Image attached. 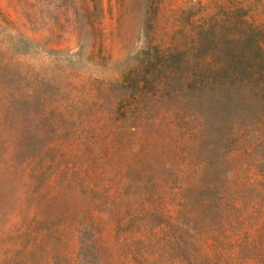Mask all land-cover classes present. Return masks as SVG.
I'll list each match as a JSON object with an SVG mask.
<instances>
[{
  "label": "rangeland",
  "instance_id": "obj_1",
  "mask_svg": "<svg viewBox=\"0 0 264 264\" xmlns=\"http://www.w3.org/2000/svg\"><path fill=\"white\" fill-rule=\"evenodd\" d=\"M254 28L264 0H0V264H264V110L199 104Z\"/></svg>",
  "mask_w": 264,
  "mask_h": 264
},
{
  "label": "trees",
  "instance_id": "obj_2",
  "mask_svg": "<svg viewBox=\"0 0 264 264\" xmlns=\"http://www.w3.org/2000/svg\"><path fill=\"white\" fill-rule=\"evenodd\" d=\"M157 9L158 7L156 6V11ZM252 34H255V28L250 29V36H254ZM254 37V43L246 48L243 56L246 59H250L253 64L248 68L237 71L220 62V64L215 66V70L218 73V81L211 88L208 98L202 97V101L199 103L200 105L211 106L214 114V127L223 136H225L223 127H227L230 133L237 137L248 135L249 132H252V134L258 132V138H260V135L263 137L264 68L262 53L264 44L258 37ZM230 40L233 43H241V40L237 37H233ZM204 114L202 113L203 116ZM253 143L250 141L239 143L235 139L231 141L227 138L224 143L216 140L212 142L213 149L217 152V166L224 171V181H229L230 178L232 183L231 179L234 170L231 167H233L232 160L234 158L230 156L238 150H244L249 153L248 150ZM261 166L262 164L259 160L257 167L260 168ZM223 183L217 180V184L211 187L218 194V203L221 200V195L227 192V190L223 189Z\"/></svg>",
  "mask_w": 264,
  "mask_h": 264
}]
</instances>
